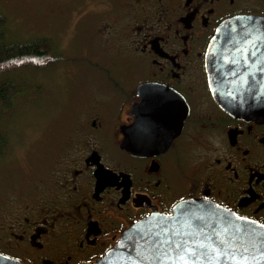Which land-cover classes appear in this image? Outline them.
<instances>
[{"label":"flooded vegetation","instance_id":"af4514ba","mask_svg":"<svg viewBox=\"0 0 264 264\" xmlns=\"http://www.w3.org/2000/svg\"><path fill=\"white\" fill-rule=\"evenodd\" d=\"M52 1L83 21L75 26L83 46L114 45L117 61L83 52V61L75 58L86 76L70 122L53 134L40 167L0 190V253L22 264H96L137 223L173 215L181 197L264 225V118L225 112L207 69L218 27L240 16L264 18V0ZM258 43L229 42L226 80L236 97L244 85L264 83ZM144 84L177 93L189 113L166 151L140 157L122 146Z\"/></svg>","mask_w":264,"mask_h":264},{"label":"water","instance_id":"95a60500","mask_svg":"<svg viewBox=\"0 0 264 264\" xmlns=\"http://www.w3.org/2000/svg\"><path fill=\"white\" fill-rule=\"evenodd\" d=\"M234 33L237 35L232 36ZM231 40L242 42L258 40L259 46L263 47L264 18L240 16L225 21L218 27L207 55L210 89L217 104L234 117L264 118V83L244 85L243 93L238 97L230 92V85H227L226 56ZM258 55H264V51H259ZM138 91L142 102L134 107L135 124L123 130L125 139L122 147L140 157L162 153L170 147L173 138L182 131L189 113L188 105L180 95L162 86L144 84ZM144 122H151L156 132L147 138L132 135L133 130ZM187 202L180 204L179 209H174L171 219L168 215L154 214L134 225L96 264H157L150 253L153 251L152 243L157 238H164L161 235L163 232L161 225L167 222V228L173 232H191L196 216L203 218L204 227L200 231L205 232L213 243L222 242L225 249L236 251L247 248L248 264H264V227L258 223H250L253 221H240L237 222L238 225H243L248 230L245 231L242 227L237 231L231 225L224 224L226 215L224 208L205 200ZM161 217L164 219L162 220ZM231 219L234 220V216ZM213 233L217 235L213 236ZM237 259L239 260V256ZM0 264L22 263L0 255ZM164 264L170 262L165 261ZM219 264H233V262L226 257H220Z\"/></svg>","mask_w":264,"mask_h":264},{"label":"rangeland","instance_id":"374dc122","mask_svg":"<svg viewBox=\"0 0 264 264\" xmlns=\"http://www.w3.org/2000/svg\"><path fill=\"white\" fill-rule=\"evenodd\" d=\"M0 12L9 19V42L52 37L58 47L62 48L63 56L68 59L65 62L67 65L49 66L44 71L21 70L15 75L8 74L11 79L25 82L29 88L34 86L36 93L32 89L34 97L31 101L35 102L34 106L15 110L9 115L8 122L0 118V133L9 139L11 145L7 157L0 161V190H6L17 187L22 176L42 165L50 152L54 135L61 134L62 128L70 122L67 113L70 112L74 98L80 94L77 84H81L86 76L85 69H82L85 63L81 64L75 58L83 61V55L87 53V56L95 59L100 56L102 63H114L117 61V49L114 45L107 49L100 45L93 48L83 46L85 38L80 34L81 28L75 27L83 26V21L66 17L71 13L70 8L54 6L52 0H23L17 3L0 0ZM74 62L81 64V70L72 76L78 67L73 65ZM11 116L14 118L10 121Z\"/></svg>","mask_w":264,"mask_h":264},{"label":"trees","instance_id":"16d2710c","mask_svg":"<svg viewBox=\"0 0 264 264\" xmlns=\"http://www.w3.org/2000/svg\"><path fill=\"white\" fill-rule=\"evenodd\" d=\"M8 28L9 19L0 12V118L7 122L9 115L15 110L35 105L31 101L34 86L29 88L25 82L11 79L8 74L15 75L21 70L44 71V68L64 64L66 61L54 38L46 36L12 43L7 40ZM13 118L11 116L10 121ZM10 146L9 139L0 133V161L7 157Z\"/></svg>","mask_w":264,"mask_h":264},{"label":"snow or ice","instance_id":"6c2138e0","mask_svg":"<svg viewBox=\"0 0 264 264\" xmlns=\"http://www.w3.org/2000/svg\"><path fill=\"white\" fill-rule=\"evenodd\" d=\"M156 132V128L151 122H144L138 128L134 129L132 135L142 136L144 138L152 136ZM181 197L180 204H187ZM180 204H174L173 207L179 209ZM218 207V206H213ZM226 215L224 217V224L231 225L237 231L241 230L243 227L245 231L248 229L243 225H238L237 222H249L247 216H239L231 212L230 209L223 210ZM168 218L171 219L172 214H167ZM234 216V220L231 218ZM179 218V217H177ZM163 220L164 217H161ZM250 223H255L250 222ZM215 224V221H213ZM193 230L191 232H173L171 229L167 228V222H165L161 227L163 232L161 235L163 239L157 238L151 245L153 249L150 253L157 261V264H164L165 261L170 262V264H219L220 257H226L230 259L233 264H248L246 254L248 252L247 248H243L242 251H236L234 249H225L223 243H213L207 237L205 232L200 231L204 227L203 218L196 216L193 220ZM264 227V225H261ZM227 231V228H225ZM213 233V236H216ZM144 239V237H141ZM163 250V251H162ZM2 255V253H0ZM239 256V260L237 257ZM175 258V259H173Z\"/></svg>","mask_w":264,"mask_h":264}]
</instances>
